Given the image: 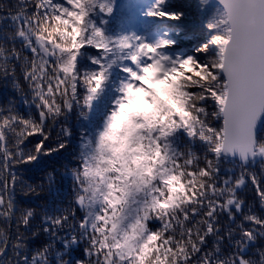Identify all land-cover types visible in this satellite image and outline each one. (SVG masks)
I'll list each match as a JSON object with an SVG mask.
<instances>
[{
    "label": "snow or ice",
    "instance_id": "obj_1",
    "mask_svg": "<svg viewBox=\"0 0 264 264\" xmlns=\"http://www.w3.org/2000/svg\"><path fill=\"white\" fill-rule=\"evenodd\" d=\"M0 264H264V0H0Z\"/></svg>",
    "mask_w": 264,
    "mask_h": 264
},
{
    "label": "trees",
    "instance_id": "obj_2",
    "mask_svg": "<svg viewBox=\"0 0 264 264\" xmlns=\"http://www.w3.org/2000/svg\"><path fill=\"white\" fill-rule=\"evenodd\" d=\"M192 18L189 17V20H191ZM69 158V154L68 153H65L60 159L61 161L63 162L65 159ZM38 202V201H37Z\"/></svg>",
    "mask_w": 264,
    "mask_h": 264
}]
</instances>
